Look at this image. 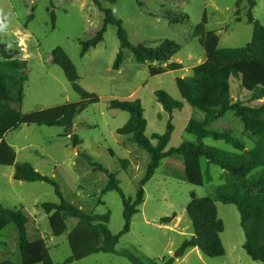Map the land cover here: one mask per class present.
<instances>
[{"label": "rangeland", "instance_id": "1", "mask_svg": "<svg viewBox=\"0 0 264 264\" xmlns=\"http://www.w3.org/2000/svg\"><path fill=\"white\" fill-rule=\"evenodd\" d=\"M98 1L102 8L112 9L122 21L131 44L156 47L163 40L177 43L180 51L170 62L180 64L182 69L151 76L149 65L138 64L132 53L125 50L121 67L118 71L113 70L119 43L112 26H107L103 41L81 57V43L92 39L103 25L104 15L93 0H0V16L6 25L0 29L1 43L18 49V58L27 61V81L20 107L22 114L80 101L62 70L52 62V51L57 47L62 48L74 64L79 86L99 97L98 103L86 106L75 116L69 131L63 127L21 125L7 133L5 140L15 150L16 163L31 164L37 172L57 183L74 213L104 215L109 212L107 227L117 235L124 226L121 198L115 192L101 193L107 177L94 171L83 155L115 174L122 193L132 200L137 184L145 174L149 156L127 136L116 134V130L128 121L129 114L109 109L110 101L139 100L147 123L145 136L149 140L153 134L165 132L171 117L174 130L166 150L176 148L182 142L196 143V138L187 134L185 127L191 119L203 121L204 114L182 100L175 79L190 76L192 67L201 63L209 51L246 46L253 28L246 20V0H117L115 4ZM255 1L253 18L264 27V0ZM52 10L54 29L50 18ZM166 13L171 16L183 13L188 20L171 24L164 18ZM200 23L206 34L212 33L217 38L216 45L201 46L198 38L193 37V31ZM230 89L234 102L249 101V95L241 89L238 79H231ZM156 91H165L181 102L183 108L171 114L165 112L156 101ZM263 102L264 99L250 105ZM207 129L217 132L230 129L233 136L244 142L246 150L253 147L242 121L233 113L209 122ZM71 136H76L80 145L72 147ZM202 142L208 147L235 152L223 141L206 138ZM176 159L171 157L166 164L163 161L144 186V202L138 208L139 213L132 217L129 232L119 238L115 246L117 253L136 250L142 256L143 264H152L146 262V258L162 264V260L174 256L184 240L192 237L191 222L185 210L187 204L192 198L211 197L215 188L224 184L226 174L217 166L207 167L206 160L201 159L202 172L208 170L211 180L195 186L185 181L181 159ZM123 160L129 162L126 169L121 166ZM12 175V166H0V205L24 207L35 219L53 263L65 264L71 255L66 237L76 220L68 218L66 232L59 237L53 236L49 215L39 208L42 203L59 201L53 188L42 182L15 181ZM215 206L224 225L220 238L225 255L207 258L193 248L174 264H262L253 262L242 249L244 233L236 208L220 202H215ZM173 214L175 217L169 224H161L162 218ZM0 261L21 264L18 232L13 224L0 232ZM70 264L131 263L118 254L99 253Z\"/></svg>", "mask_w": 264, "mask_h": 264}, {"label": "trees", "instance_id": "2", "mask_svg": "<svg viewBox=\"0 0 264 264\" xmlns=\"http://www.w3.org/2000/svg\"><path fill=\"white\" fill-rule=\"evenodd\" d=\"M115 4L117 0H105ZM248 10L247 23L253 28L250 42L241 48L214 49L206 53L203 62L192 67V74L183 78H176L175 85L184 102L204 114L203 121L189 120L185 132L194 136L196 143L182 142L176 148L166 150L174 130L171 117L163 134H153L152 144L145 136L146 120L139 100H112L109 109L127 112L129 119L124 126L116 130V134L127 136L139 149L149 156L143 178L138 182L135 198H126L122 193L115 174L105 170L91 157L83 158L94 171L104 173L107 183L102 194L117 193L122 201L124 226L122 231L113 235L107 224L109 212L104 215H78L69 207L62 196L57 183L51 178L37 172L31 164L16 163V153L6 140L5 135L17 130L21 125H36L47 127H63L69 131L75 116L90 104L99 102V97L88 93L79 84V77L74 64L60 47L52 51V62L58 66L72 90L80 97L76 103L64 104L45 110H37L22 114L20 107L23 100V86L27 81V61L19 59L18 49H11L2 44L0 39V166H12V178L15 181L42 182L50 185L57 203H42L39 208L49 215L48 222L53 236L59 237L67 230L66 220L74 218L75 226L67 234V242L71 255L65 264L81 261L91 255L118 254L126 258L131 264H143L142 256L136 250L115 251L119 238L130 230V222L139 213V207L144 202V186L153 177L155 171L163 161L168 162L171 157L181 160L184 179L189 184L202 186L211 180L208 170L202 172L201 159H205L207 167L217 166L226 174L224 184L215 188L211 197L192 198L186 206V214L191 222L193 235L184 240L173 257L162 260V264H174L181 259L189 249L196 248L207 258H219L225 255L221 241L224 231L222 220L218 218L215 202L233 205L240 220V228L244 233L243 251L253 261L264 264V102L250 105L264 99V27L253 18L252 10L256 6L255 0H246ZM94 4L104 15L103 25L95 36L81 43L80 56L83 57L91 48H95L103 41L107 26L115 28L119 43L113 70L118 71L124 61V51L132 53L138 64H148L151 76H158L170 71H178L182 66L170 62L180 51V46L171 40L160 41L156 47L140 43L133 45L129 42L122 21L117 18L110 8H102L98 0ZM139 6L142 3L138 2ZM53 8V7H52ZM238 14V11H237ZM52 29L55 26V14H50ZM171 24H180L188 20L186 14L171 16L165 14ZM0 24H4L0 16ZM1 29V28H0ZM193 37L198 38L201 46L217 44V38L206 34L204 26L198 24ZM154 63L157 67L152 66ZM238 79L241 89L249 95V101H233L231 97L230 81ZM156 101L169 114L180 111L183 104L172 99L165 91L154 93ZM227 113H233L244 125V132L253 143L250 150L245 149L244 142L232 135V131L217 132L207 129L211 121L223 118ZM68 136V135H67ZM72 137V147L80 145L76 136ZM211 138L230 145L235 152L229 153L217 148L205 146L203 140ZM179 157V158H178ZM170 162V161H169ZM123 169L129 165L127 160L120 162ZM175 217L162 218L161 224H169ZM13 224L18 232L19 252L21 264H54L41 231L35 219L24 207L6 208L0 205V232ZM146 262L156 264L151 259ZM0 264H12L0 261Z\"/></svg>", "mask_w": 264, "mask_h": 264}, {"label": "clouds", "instance_id": "3", "mask_svg": "<svg viewBox=\"0 0 264 264\" xmlns=\"http://www.w3.org/2000/svg\"><path fill=\"white\" fill-rule=\"evenodd\" d=\"M6 27L5 24H0V28Z\"/></svg>", "mask_w": 264, "mask_h": 264}, {"label": "crops", "instance_id": "4", "mask_svg": "<svg viewBox=\"0 0 264 264\" xmlns=\"http://www.w3.org/2000/svg\"><path fill=\"white\" fill-rule=\"evenodd\" d=\"M203 61H204V60H203ZM203 61H202V62H203Z\"/></svg>", "mask_w": 264, "mask_h": 264}]
</instances>
